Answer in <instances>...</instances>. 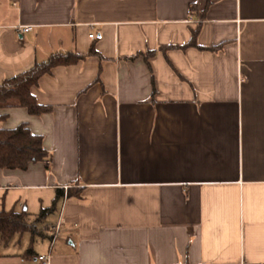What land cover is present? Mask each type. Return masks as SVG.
<instances>
[{"label":"crops","instance_id":"0c3cea01","mask_svg":"<svg viewBox=\"0 0 264 264\" xmlns=\"http://www.w3.org/2000/svg\"><path fill=\"white\" fill-rule=\"evenodd\" d=\"M56 53L86 57L32 88L52 111L0 110L51 153L0 210L56 215L0 264L58 223L51 264H264V0H0V84Z\"/></svg>","mask_w":264,"mask_h":264},{"label":"trees","instance_id":"16d2710c","mask_svg":"<svg viewBox=\"0 0 264 264\" xmlns=\"http://www.w3.org/2000/svg\"><path fill=\"white\" fill-rule=\"evenodd\" d=\"M196 37L197 33H194L192 41L183 47L195 46L204 49L197 44ZM207 49L216 50V47ZM93 54H96L95 49H91L89 53V55ZM85 57L76 53H56L47 61L37 62L31 68L5 79L0 84V110L25 107L31 115L36 116L51 112L52 106L40 104L32 93V88L38 85L42 76L51 73L56 66L74 64ZM5 117L0 114V122ZM37 162H45L47 169H50L51 153L45 148L42 135L33 133L27 124H21L14 129L0 127V169L26 170L31 164ZM60 195L57 194L51 207L42 208L35 221H31L27 210H0V241L8 244L15 235H22L29 231L37 232L35 224L48 213L56 210ZM68 196H72V193L68 192ZM33 255V249L29 248L24 256L32 257Z\"/></svg>","mask_w":264,"mask_h":264},{"label":"built area","instance_id":"2783aa9c","mask_svg":"<svg viewBox=\"0 0 264 264\" xmlns=\"http://www.w3.org/2000/svg\"><path fill=\"white\" fill-rule=\"evenodd\" d=\"M22 31H29L31 30L30 26H25V27H21ZM95 35L92 33L90 34V37H94ZM59 228H60V223H58L55 227H53V235L51 237V242H50V246H49V252L47 254H39L36 256V262L37 264H51L50 262V256H51V252L54 246V243L57 239V235L59 232Z\"/></svg>","mask_w":264,"mask_h":264},{"label":"rangeland","instance_id":"374dc122","mask_svg":"<svg viewBox=\"0 0 264 264\" xmlns=\"http://www.w3.org/2000/svg\"><path fill=\"white\" fill-rule=\"evenodd\" d=\"M56 211L57 210H53L52 212L48 213L41 221L38 222L39 227H45L48 225V223L53 222L52 219L54 217V215H56ZM37 218V216L35 214H30V219L31 221H35ZM20 236H17V239H19ZM50 241V239H48ZM48 240L47 238H42V237H37L36 238V245L38 246L40 245H47L48 244ZM10 247H12V244L10 245ZM14 247V246H13Z\"/></svg>","mask_w":264,"mask_h":264}]
</instances>
